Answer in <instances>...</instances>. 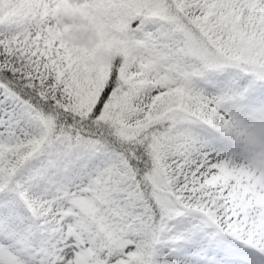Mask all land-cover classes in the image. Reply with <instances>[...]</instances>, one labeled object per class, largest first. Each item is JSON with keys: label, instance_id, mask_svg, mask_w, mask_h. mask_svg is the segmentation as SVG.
Instances as JSON below:
<instances>
[{"label": "trees", "instance_id": "16d2710c", "mask_svg": "<svg viewBox=\"0 0 264 264\" xmlns=\"http://www.w3.org/2000/svg\"><path fill=\"white\" fill-rule=\"evenodd\" d=\"M93 3L108 18L114 41L89 102L63 109L0 67V100L8 95L24 103L37 130L31 155L0 190V246L18 252L23 246L31 257L52 252L37 234L42 220L21 191L42 173L55 175L60 192L98 231L111 261L135 247L130 263L148 264L159 241L188 237L186 229L169 225L181 218L235 240L226 224L204 213L198 163L203 152L225 158L221 142L263 167L264 158L257 156L264 157V89L253 82H264V0ZM213 115L222 120L226 137L209 129L218 128ZM91 146L123 166L125 179L75 201L64 170L72 153Z\"/></svg>", "mask_w": 264, "mask_h": 264}, {"label": "rangeland", "instance_id": "374dc122", "mask_svg": "<svg viewBox=\"0 0 264 264\" xmlns=\"http://www.w3.org/2000/svg\"><path fill=\"white\" fill-rule=\"evenodd\" d=\"M106 18L93 0H0V67L20 75L55 105L75 109L93 99L97 77L105 75L114 41ZM210 121L219 126H210L211 130L226 135L217 115ZM34 126L23 105L10 97L0 101V189L31 154ZM226 156L214 160L202 153L199 186L205 214L226 223L236 241L210 236L206 227L184 218L172 220L171 228L186 229L188 237L159 242L148 264H264V164L262 169L253 167L235 150ZM122 170L89 148L75 152L64 171L65 181L73 195L83 193L91 199L122 182ZM21 189L28 206L43 220L38 236L52 252L36 251L31 257L23 249L15 254L2 245L0 264H131L137 256L133 247L117 261H109L96 233L81 224L75 204L59 192L53 177L31 178ZM80 195L75 201L82 200Z\"/></svg>", "mask_w": 264, "mask_h": 264}]
</instances>
